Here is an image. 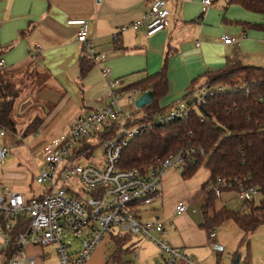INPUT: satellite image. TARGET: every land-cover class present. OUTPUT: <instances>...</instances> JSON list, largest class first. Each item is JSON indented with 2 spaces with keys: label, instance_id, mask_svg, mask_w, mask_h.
Here are the masks:
<instances>
[{
  "label": "crops",
  "instance_id": "obj_1",
  "mask_svg": "<svg viewBox=\"0 0 264 264\" xmlns=\"http://www.w3.org/2000/svg\"><path fill=\"white\" fill-rule=\"evenodd\" d=\"M155 1L0 0V60L4 68L34 65L39 75L42 73L49 80V85L37 94L43 101L40 110L43 114L34 112L36 114L27 119L28 123L34 118L43 119L34 141L38 153L44 143L65 135L79 115L103 106L108 100L111 82L119 83L114 88L116 91L125 89L159 72L165 60L168 90L159 101L160 108H171L184 97L193 82L196 81L193 87L200 86L208 71L236 64L264 68V54L258 53L261 44L264 48V29L250 27L251 24L264 25V16L238 5H228L227 0H209L207 7L203 0H164L169 16L162 31L147 37L145 27L140 26L119 33L122 26L143 20ZM71 20L86 21L87 41L98 56L84 77L80 76L79 66L83 45L76 41L78 26L69 25ZM225 35L237 38L239 45H224L221 38ZM33 52H37L35 59L31 58ZM105 68L110 73L103 78L101 71ZM128 93L119 94L127 96ZM178 172L169 169L164 173L159 196L138 211L139 220L171 222L165 241L197 264H234L229 257L234 248L226 245L222 228L218 233L215 229L214 238L210 239L211 233L207 235L201 227L205 200L201 201L200 197L204 195L206 199V195L200 191L209 179V172L200 167L189 179H183ZM0 179V183L7 186L8 176L2 175ZM181 189L184 192L178 193ZM178 204L185 205L184 213L175 214ZM221 206L216 211L223 208ZM196 207H199V215L193 209ZM147 208L148 220L143 221L141 214ZM255 231L238 264H264V243L254 241ZM115 238H126L125 249L129 241L138 242L137 238L125 234ZM33 250L35 248L28 247L27 253ZM224 250L227 254L221 253ZM152 255L148 256L150 261L144 260L143 264L158 263L159 249ZM86 264L99 263L90 259Z\"/></svg>",
  "mask_w": 264,
  "mask_h": 264
},
{
  "label": "built area",
  "instance_id": "obj_2",
  "mask_svg": "<svg viewBox=\"0 0 264 264\" xmlns=\"http://www.w3.org/2000/svg\"><path fill=\"white\" fill-rule=\"evenodd\" d=\"M203 4L207 7L210 1L203 0ZM164 7V0H156L143 20L122 26L119 33L140 26L145 27L147 37L162 31L169 16ZM68 24L78 26L76 41L83 45V55L96 63L98 56L87 41L86 21L71 20ZM221 40L226 46L239 45V40L229 35ZM36 56L37 52L31 53V58ZM0 68H4L2 60ZM109 73L108 68L101 71L103 78ZM118 84L117 81L109 84L108 100L103 106L79 115L65 135L42 145L39 151L42 166L34 178L36 184L43 186L38 194L26 199L21 192L8 186L0 192V252L12 239L15 244L8 264H36V259L42 261L44 258L51 260L50 253L39 251L37 256L27 253L28 247L51 244H55V264H84L106 236L124 235L123 232L151 241L161 254L156 264H197L182 250L170 247L165 241L171 222L162 219L142 222L138 216L141 208L148 207L159 196L164 173L169 169L179 170L188 161H193L196 149H178L163 160L154 161L145 172L121 170L117 163L129 141L153 125L165 126L185 119L193 109L204 105L215 89L221 91L222 87H213L204 81L188 90L165 113L149 116L143 109L135 108L130 112L119 109V93L114 89ZM139 94L142 93L136 90L129 92L127 102L133 104ZM6 133L7 130L0 126V138ZM97 149L103 157V164L91 160ZM8 153L9 148L0 144V165L4 164ZM84 159L87 163L80 164ZM207 191L216 200H220L225 192H233L243 202L259 195L254 185L245 187L240 182L231 183L222 178L211 181ZM185 211L184 204L175 208V214ZM19 225H24L23 230L16 232ZM114 229L117 231L112 235ZM209 238H214V232ZM74 242L78 248L71 247Z\"/></svg>",
  "mask_w": 264,
  "mask_h": 264
},
{
  "label": "trees",
  "instance_id": "obj_3",
  "mask_svg": "<svg viewBox=\"0 0 264 264\" xmlns=\"http://www.w3.org/2000/svg\"><path fill=\"white\" fill-rule=\"evenodd\" d=\"M227 4L238 5L264 16V0H227ZM250 27L264 29L262 24H251ZM93 65L91 58L82 55L79 62L80 76L84 77ZM20 69L0 68V126L24 138L37 133L43 119L34 118L24 127H20L22 122L16 119L20 90L17 88L15 74ZM34 72L35 76L40 74L35 66ZM203 78L213 87H222V90L215 89L206 98L205 104L193 109L185 119L165 126L153 125L129 141L122 150L117 166L121 170L145 172L154 161L163 160L178 149L195 148L194 160L188 161L181 168V177L189 179L200 167L210 174L200 191L206 195L201 227L209 235L224 222L230 221L246 235L251 234L264 223V68L242 64L226 65L221 70L206 72ZM195 84L196 81L189 90ZM134 90L152 92L151 103L143 108L149 116L165 113L169 107L160 108L159 101L168 90L166 60L156 74L117 92ZM217 178L231 183L240 182L245 187L256 186L261 195L260 202L258 205L254 199L244 202L249 209L245 214L225 207L210 213L216 199L207 191V186ZM23 227L19 225L16 232L23 230ZM111 239L115 248L110 261L113 264H129L122 260L126 238L113 236ZM14 248L12 239L1 253L0 264H8Z\"/></svg>",
  "mask_w": 264,
  "mask_h": 264
},
{
  "label": "rangeland",
  "instance_id": "obj_4",
  "mask_svg": "<svg viewBox=\"0 0 264 264\" xmlns=\"http://www.w3.org/2000/svg\"><path fill=\"white\" fill-rule=\"evenodd\" d=\"M258 53L260 54V56H263L264 54V48L262 44L261 50ZM33 73H35L34 67L29 65L21 68L19 72L15 74L17 80V88L20 90V95L16 106V119L18 120V122H22L20 127H24L28 123L27 119L35 115L36 113L34 112H39L40 114H43L42 111H40L43 107V101L37 97V94L40 93V90L42 91V89H44L43 87H46L47 84L49 85V80L42 73V76L39 79V76H35L36 74L34 75ZM33 105L35 106V108H33ZM118 105L119 109L123 112H130L135 110L134 104L127 102L126 94H119ZM47 106L50 109V105ZM29 108L30 110L28 111ZM20 136L17 134L10 133L7 130L6 135L0 138V144H3L9 148V153L6 156L4 164L0 165V177L2 175L8 176V182H5L8 183L6 184L7 186H9L11 189L21 191L22 194L25 195V197H30L36 195L43 187L42 185L36 184L34 181L37 170L42 166V159L38 153L37 147H35L36 142L34 141L35 138H37V134L34 133L24 138H20ZM91 160L94 163L103 164V157H101L99 149L93 152ZM79 163L85 165L87 163V160L84 159ZM178 171V173L181 175V169H179ZM1 180L2 179H0V182ZM71 181L73 182L75 181V179H71ZM3 188L4 186L0 183V192ZM183 192V189H181L178 193ZM200 199L201 201L203 199L205 200L204 195H202ZM260 200V194L254 197V203L256 205H258ZM219 206L225 207L228 210L239 211L242 214H245L249 211L248 206L245 205L241 199L236 197L233 192H225L220 200H216L214 211H216ZM193 209H196L198 211L197 214L199 215V207ZM148 210L149 208H147L146 212L141 214V220H148ZM192 210H190V213H192ZM211 211L213 210H210V213ZM221 228L224 231V237L227 239L226 245L228 247L234 248V252H231L229 256L230 260L233 259L234 261L237 256L241 257L242 254L245 255L247 250L246 248L248 247V242L252 237V233L246 235L230 221L224 222L221 226L216 228L215 232L218 233ZM115 231L117 230L114 229L112 231V235H114ZM255 232L257 233V235L254 238V241L256 243L263 244L264 223ZM123 234L126 235L127 233L123 232ZM107 238L109 237L106 236L104 241L95 249V251L90 256L89 260H95L99 264H113L110 261V257L112 256V252L115 248V245L112 239L109 238L110 240L108 239L107 241ZM136 238L138 242H132L131 244V242L129 241V244L127 243L128 246H126L128 248L123 251L122 260L124 262H128L129 264H143L144 260L149 262L150 257L154 256L152 254L157 253V248L154 247L152 242L147 239H144L140 236L133 237V239ZM62 240L66 241V239ZM241 241L242 244L239 247ZM71 247L78 248V244L74 242L73 244H71ZM212 247L214 248L213 244ZM39 251L42 253H50L51 260L44 258L41 261L40 259H36V264H55V244L35 248V251L33 250V252L29 254L37 256V253H39ZM135 253L138 254V257L134 256ZM221 253L227 254L226 250H224V252L221 251Z\"/></svg>",
  "mask_w": 264,
  "mask_h": 264
},
{
  "label": "water",
  "instance_id": "obj_5",
  "mask_svg": "<svg viewBox=\"0 0 264 264\" xmlns=\"http://www.w3.org/2000/svg\"><path fill=\"white\" fill-rule=\"evenodd\" d=\"M152 101V92L147 91L142 93L139 97L134 100V107L136 109H143L145 106L149 105ZM239 256L234 260V264H238Z\"/></svg>",
  "mask_w": 264,
  "mask_h": 264
}]
</instances>
